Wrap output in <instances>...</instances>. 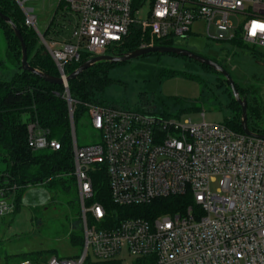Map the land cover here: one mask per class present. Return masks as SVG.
Returning a JSON list of instances; mask_svg holds the SVG:
<instances>
[{
	"label": "built area",
	"instance_id": "built-area-1",
	"mask_svg": "<svg viewBox=\"0 0 264 264\" xmlns=\"http://www.w3.org/2000/svg\"><path fill=\"white\" fill-rule=\"evenodd\" d=\"M62 1L64 11L77 19L73 32L40 40L64 81L67 103V69L86 56H119L136 32L142 36L139 49H145L189 39L193 24L205 21L207 38L216 45L237 40L264 49V0ZM143 6L149 7L145 16ZM21 8L25 25L35 28L34 10ZM233 15L241 18L237 28L229 21ZM84 106L99 136L97 144L83 148L72 137L84 252L78 259L18 264H84L90 256L122 264L127 257L133 258L131 264H264V140L225 124L181 122L148 108ZM28 132L32 149H60L35 125ZM95 166L105 167L117 207H144L173 197L186 198L187 207L156 218L118 220L93 202ZM215 183L219 188L212 192ZM7 193L0 189V218L14 210Z\"/></svg>",
	"mask_w": 264,
	"mask_h": 264
},
{
	"label": "rangeland",
	"instance_id": "rangeland-1",
	"mask_svg": "<svg viewBox=\"0 0 264 264\" xmlns=\"http://www.w3.org/2000/svg\"><path fill=\"white\" fill-rule=\"evenodd\" d=\"M21 3L34 10L36 27L30 29L36 32L41 45L40 36L52 21L46 40L73 32L77 19L64 11L62 0H25ZM148 11L149 7L143 6L141 15L145 16ZM229 21L237 28L241 18L233 15ZM206 26L205 21L194 23L189 39H175L170 46L188 50L222 66L236 86L247 90L250 102L257 101L259 117L250 115L248 127L264 135V58L259 56L264 54V49L233 43L216 45L207 38ZM65 28L67 30L63 31ZM210 35L216 37L214 25ZM19 67L7 56V42L0 28V82H10ZM167 71L177 72V75L160 77ZM105 76L110 82L103 91L95 92L93 98L108 106L128 110L148 108L164 117L181 122L191 120L195 124L224 125L237 114L231 108L235 100L224 77L185 58L171 55L142 57L108 68ZM75 134L80 148L99 142L88 112L78 123ZM218 188L219 183L211 186L212 192ZM49 199L44 188H29L20 212L0 218V264H18L26 260L20 258L22 255L48 250L53 251L48 259L82 256L84 246H74L69 240L82 229L81 222L74 224L68 205L51 204ZM79 210L81 214V207ZM89 259L93 261L91 256ZM132 261L133 258L127 257L124 264Z\"/></svg>",
	"mask_w": 264,
	"mask_h": 264
},
{
	"label": "trees",
	"instance_id": "trees-1",
	"mask_svg": "<svg viewBox=\"0 0 264 264\" xmlns=\"http://www.w3.org/2000/svg\"><path fill=\"white\" fill-rule=\"evenodd\" d=\"M0 13L10 18L20 30L27 47L30 66L44 74L58 77L59 73L55 63L46 53L44 46L40 44L36 32L25 25V15L18 2L16 0H0ZM52 22L44 33L45 39ZM0 28L7 42V56L16 66H20L21 48L19 41L14 36L10 26L1 19ZM141 38L140 32L131 35L127 43L120 49L119 54L138 50L142 43ZM232 43L248 47V45L237 40ZM157 46H170V42H158ZM253 54L256 56L254 52ZM259 56L264 58V54H259ZM88 59V56L83 57L80 63L70 66L67 73L70 75ZM116 65L118 64H97L69 83V94L74 101L72 108L75 131L78 123L87 115L88 111L84 106L86 103L106 106V104L95 101L93 97L95 92L103 91L110 82L105 76L106 70ZM199 66L213 71L207 66ZM17 70L18 72L10 82H0V189L6 190L7 194L13 197L14 210L11 215L20 212L25 193L29 188L40 187L44 188L50 196L51 204L68 205L73 214L74 224L80 223V202L75 176L70 112L68 103L64 98V88L46 83L39 77L23 72L21 67ZM176 75L177 72L167 71L162 73L160 77ZM236 87L241 97L247 100L248 119L250 115L258 118L260 110L256 105L257 101L252 100L253 102H250L247 90H243L239 86ZM231 108L237 114L225 125L238 133H243L240 125V107L234 102ZM29 125H35L36 129L43 132L48 140L58 142L60 149H32L29 146ZM252 132L257 133L255 130ZM257 134L263 135L260 132ZM91 178L94 192L93 202L103 204L118 220L156 218L174 214L182 212L188 204V200L184 197H173L157 200L149 206L120 208L113 205L111 201L105 167L95 166L92 168ZM81 230L69 238L72 245L83 246L84 234ZM52 254V250L38 251L22 255L20 258L33 263H45ZM84 264L122 263L120 261L98 262L87 259ZM135 264H140V262Z\"/></svg>",
	"mask_w": 264,
	"mask_h": 264
},
{
	"label": "water",
	"instance_id": "water-1",
	"mask_svg": "<svg viewBox=\"0 0 264 264\" xmlns=\"http://www.w3.org/2000/svg\"><path fill=\"white\" fill-rule=\"evenodd\" d=\"M21 7V2L16 0ZM0 19L7 25L10 26L12 29L14 36L17 38V40L20 43V48H21V60H20V67L23 72L30 73L33 76L39 77L46 83L52 84V85H58V86H63L64 81L58 77L50 76L47 74H44L32 66H30L29 61H28V52H27V47L25 45L24 39L22 37V34L20 30L14 25V23L11 21L10 18L2 15L0 13ZM173 55L176 57H182L185 59H188L190 61H193L199 65L202 66H207L208 68L212 69L216 73L222 75L229 85L233 98L235 102L239 105L240 110H241V128L242 132L251 138L259 139V140H264V135L257 134L252 132L249 127H248V107H247V100L244 97H241L234 80L230 76V74L219 64L216 62L209 60L205 57H202L200 55H197L193 52H190L185 49H180V48H175L171 46H155V47H150V48H145V49H138L136 51L130 52V53H125L122 55H117V56H101V57H95L92 58L85 63H83L77 70H75L73 73H71L67 79H66V84H69L71 81L76 80L81 74H83L86 70L96 66L97 64L100 63H109V64H123L130 62L132 60H136L142 57H146L149 55ZM69 92V91H68ZM71 99H69L68 107H69V112H70V121H71V130H72V137L75 138V130H74V119H73V108L71 104Z\"/></svg>",
	"mask_w": 264,
	"mask_h": 264
}]
</instances>
